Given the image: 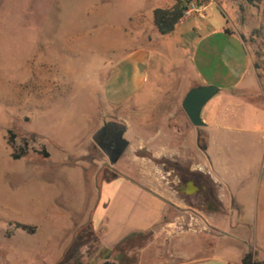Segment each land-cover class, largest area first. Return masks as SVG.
I'll return each instance as SVG.
<instances>
[{
	"label": "rangeland",
	"instance_id": "374dc122",
	"mask_svg": "<svg viewBox=\"0 0 264 264\" xmlns=\"http://www.w3.org/2000/svg\"><path fill=\"white\" fill-rule=\"evenodd\" d=\"M167 2L0 0V264H61L76 248L78 254L69 264H102L107 259L115 264L140 261L136 251L132 256H124V252L121 258L119 254L109 255L90 228L101 185L113 177L115 166L111 168L95 138L105 124H121L111 118L113 111L106 104L104 86L112 64L124 53L148 50L149 87L159 94L148 97V104H135L136 111H116L132 126V132L123 138L127 143L141 135L137 124L152 120L150 100L160 95L172 98L176 59L197 47L198 39L189 37L187 30L192 33L194 27H203L205 33L222 29L209 41L212 54L203 47L194 54V58H208L212 68L219 64L227 41L225 30L229 29L234 39L244 43L256 70L264 72V0L252 4L245 0L202 1L206 6L204 17L183 21L177 33L162 37L148 24V13ZM140 11L149 27H119L131 18L136 21ZM257 31L260 34H255ZM229 67V72L242 69L241 63L233 61H229ZM247 70L246 78L253 68ZM250 99L245 115L252 127L262 122L260 116L254 122L253 96ZM232 124L237 125L236 121ZM250 137V142L240 144L238 150L236 131L229 136L227 163L235 177L238 158L246 155L254 167L261 163L263 150L256 137ZM15 155L21 159L14 160ZM255 169L245 178L230 181L235 192L237 184L254 183ZM256 195L253 192L245 198L249 218L255 211ZM228 216L218 229L240 243L213 237L207 246L212 256L223 257L229 250L235 259L243 247L247 252L254 249L256 233L253 224H238L235 209ZM15 224L33 227L35 233L16 230ZM141 242L148 247L146 240ZM147 251L155 253L154 248Z\"/></svg>",
	"mask_w": 264,
	"mask_h": 264
},
{
	"label": "crops",
	"instance_id": "0c3cea01",
	"mask_svg": "<svg viewBox=\"0 0 264 264\" xmlns=\"http://www.w3.org/2000/svg\"><path fill=\"white\" fill-rule=\"evenodd\" d=\"M166 1L167 4L148 13L151 16L148 21L143 19L144 12L140 11L135 15L138 16L136 21L131 18L119 27H149L145 21L154 26L153 12L173 6V0ZM180 25L174 32L179 31ZM189 31H186L189 37L198 39L197 47L176 59V89L171 90L172 98L160 95L162 98L150 100L154 116L149 122L137 124L142 129L141 135L128 142L123 156L112 168L113 177L102 183L90 228L98 235L100 246L109 251L135 235L128 242L124 256H132L136 251L140 255L137 264H244L248 254L252 255V262L264 264V84L260 77L264 80V72L256 70L255 61L246 53L244 43L234 39L230 30V34L225 33L227 41L219 64L212 68L208 58H194V54L199 47H203L208 55L212 54L213 46L209 41L222 29L204 33L203 27H194L192 33ZM144 38L146 42L150 41L149 36ZM150 58L145 48L126 52L112 64L106 78V104L113 111L111 118L120 121L125 128V135L132 132V126L124 123L116 111L121 108L136 111L135 104L145 105L149 102L148 97L159 96L149 87L152 82ZM229 61L241 63L242 69L229 72ZM251 67L253 72L246 78L247 69ZM153 80L156 81V77ZM200 87H216L219 92L202 111L205 126L196 128L182 105L188 93ZM251 96L253 120L257 121L260 116L262 122L254 123L252 127L245 115ZM232 121H236L235 127ZM233 131L237 133L238 150L240 144L250 142L251 135L256 137L257 145L263 150L261 163L255 167L248 163L246 155L237 159V180L250 175L254 168L256 179L251 185L237 184L236 192L230 183L236 177L230 174L227 163L229 136ZM201 141L205 144L204 149L199 146ZM242 160L245 163L239 165ZM182 173L205 181L215 194V202L197 207L183 200L177 194L178 189L180 193L184 191L178 179ZM191 189L193 194L197 192L194 185ZM253 192L257 193L253 205L255 211L249 218L245 198ZM234 209L238 224L254 225V249L249 248L247 252L243 247L235 259L229 250L224 253L229 254L226 257L212 256L207 243L213 241V237L234 239L223 234L217 226L227 222ZM144 240L148 247L145 242L140 245ZM150 248H154L155 253H149ZM106 262L112 263L107 259L102 264Z\"/></svg>",
	"mask_w": 264,
	"mask_h": 264
},
{
	"label": "flooded vegetation",
	"instance_id": "af4514ba",
	"mask_svg": "<svg viewBox=\"0 0 264 264\" xmlns=\"http://www.w3.org/2000/svg\"><path fill=\"white\" fill-rule=\"evenodd\" d=\"M121 136L124 138L125 128L112 122L105 124L100 134L96 137V144L108 158L111 168L114 166L112 165V161L117 158V153L120 151L119 148L122 147V144L120 143ZM124 152L119 157L118 161L121 159ZM178 179L179 184L183 187L184 191L183 193H180V189H178L177 194L182 197L183 200L197 207L202 204L215 202V194L211 189H208L205 181L195 176H189L188 173L180 174ZM190 184H193L198 189L196 193H192L191 195L187 194Z\"/></svg>",
	"mask_w": 264,
	"mask_h": 264
},
{
	"label": "trees",
	"instance_id": "16d2710c",
	"mask_svg": "<svg viewBox=\"0 0 264 264\" xmlns=\"http://www.w3.org/2000/svg\"><path fill=\"white\" fill-rule=\"evenodd\" d=\"M183 1L184 0H174V4L172 7L164 8V9H156L153 12L154 26L160 36L166 37V36L171 35L176 30V28L182 23L183 10H184ZM195 1L202 3V1H206V0H195ZM215 1L221 3L223 0H215ZM232 1H237V0H232ZM245 1L252 4L257 0H245ZM226 33L230 34L229 30H226ZM255 34H260V31L255 32ZM256 68L258 67L256 66ZM199 146L200 148L204 149L205 144L201 141L199 143ZM13 159L20 160L21 157L19 155H15L13 156ZM15 228L16 230H21L28 234L35 233V228L33 227H29V226H25L21 224H15ZM134 236L135 235H132V237L130 236L126 238L124 241L118 244L114 250L112 251L105 250V252L108 253L109 255L119 254V257L121 258L122 254L126 251L128 242ZM77 254H78V248H76L73 252L70 251L68 255L67 254L65 255L61 264H69V262L72 259H74ZM244 264H258V263L252 262V255L248 254L244 259Z\"/></svg>",
	"mask_w": 264,
	"mask_h": 264
},
{
	"label": "water",
	"instance_id": "95a60500",
	"mask_svg": "<svg viewBox=\"0 0 264 264\" xmlns=\"http://www.w3.org/2000/svg\"><path fill=\"white\" fill-rule=\"evenodd\" d=\"M219 92V89L216 87H200L191 90L188 95L186 96L184 102H183V110L186 113L188 119L190 120L191 124L196 128H202L205 126L201 114L205 106L209 103V101L215 97ZM100 134V133H99ZM120 143L122 144V147L119 148V152L117 153V158L112 161V165H115L119 159V157L122 155V153L126 150L128 143L123 139L121 136ZM96 141V138H95ZM193 187V184L189 185V190L187 191V194H192L193 189H190ZM196 190H198L195 187ZM104 264H114L106 262Z\"/></svg>",
	"mask_w": 264,
	"mask_h": 264
},
{
	"label": "built area",
	"instance_id": "2783aa9c",
	"mask_svg": "<svg viewBox=\"0 0 264 264\" xmlns=\"http://www.w3.org/2000/svg\"><path fill=\"white\" fill-rule=\"evenodd\" d=\"M205 8L206 6L203 3L195 0H184L182 22L196 17H204Z\"/></svg>",
	"mask_w": 264,
	"mask_h": 264
}]
</instances>
